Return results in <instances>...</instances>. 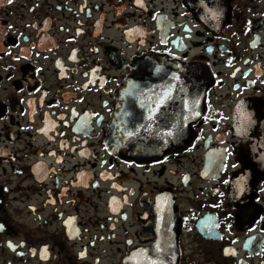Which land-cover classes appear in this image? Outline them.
Segmentation results:
<instances>
[{
	"label": "flooded vegetation",
	"instance_id": "flooded-vegetation-1",
	"mask_svg": "<svg viewBox=\"0 0 264 264\" xmlns=\"http://www.w3.org/2000/svg\"><path fill=\"white\" fill-rule=\"evenodd\" d=\"M182 69L190 140L116 151L124 83L131 131L174 132ZM252 103L264 0H0V264H264V143L248 168L232 146Z\"/></svg>",
	"mask_w": 264,
	"mask_h": 264
},
{
	"label": "water",
	"instance_id": "water-1",
	"mask_svg": "<svg viewBox=\"0 0 264 264\" xmlns=\"http://www.w3.org/2000/svg\"><path fill=\"white\" fill-rule=\"evenodd\" d=\"M201 76V73L197 74V83H195V81H193L195 78L190 75L188 70H181L180 77L183 104L182 115L180 117L181 125L178 126L177 130L174 132L160 133L159 135L131 131L132 129L129 127L131 117L129 116L128 111V82H125L121 88L116 112L112 119L111 130L108 135V143L124 156H132L134 159H151L155 156L161 155L164 151L168 150V146L163 147L161 143H170L169 145L171 148L181 147L186 144L192 135V123L201 115L200 105L202 100L201 96L203 94V89L201 88L204 86L203 82L205 83L204 78ZM195 86L198 88L197 97L195 98L194 96V102H197V109L192 106V109L194 110L189 111V109H184V103L187 101L186 97L190 95V89ZM238 114L239 116H235L233 124L234 139L232 141V146L235 150L234 157L237 162L243 165V167L248 168L250 163L245 158L254 156H251L250 153L257 150L256 143H264V112L258 105L252 103L245 104V107L243 106ZM129 133H131V135H129ZM159 143L161 144V147ZM256 179L257 177H254L252 178V181L255 182ZM242 181L247 184L249 179H246L244 175H242V172H237L232 178V190L239 189ZM167 213L172 214L170 209H168ZM172 230L173 228H170L167 231L172 233Z\"/></svg>",
	"mask_w": 264,
	"mask_h": 264
},
{
	"label": "snow or ice",
	"instance_id": "snow-or-ice-1",
	"mask_svg": "<svg viewBox=\"0 0 264 264\" xmlns=\"http://www.w3.org/2000/svg\"><path fill=\"white\" fill-rule=\"evenodd\" d=\"M137 3H140V0H136ZM9 3H11V0H9ZM165 96H167V93H165ZM195 103V102H194ZM198 114V113H197ZM131 135V133H129Z\"/></svg>",
	"mask_w": 264,
	"mask_h": 264
}]
</instances>
